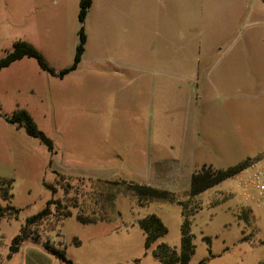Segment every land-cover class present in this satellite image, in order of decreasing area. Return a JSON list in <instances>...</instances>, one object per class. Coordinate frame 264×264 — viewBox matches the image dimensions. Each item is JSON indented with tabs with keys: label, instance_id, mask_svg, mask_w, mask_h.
<instances>
[{
	"label": "rangeland",
	"instance_id": "374dc122",
	"mask_svg": "<svg viewBox=\"0 0 264 264\" xmlns=\"http://www.w3.org/2000/svg\"><path fill=\"white\" fill-rule=\"evenodd\" d=\"M193 9V22L144 23L136 4L107 42L116 10L94 0L76 69L52 75L26 56L0 71V205L20 209L0 218V264H69L47 245L72 264H165L155 251L180 250L185 211L191 264H264V207L254 189L246 186L253 198L244 192L248 170L190 194L205 165L264 157V0H194ZM79 13L80 0H0V58L24 40L57 73L71 67ZM22 109L55 151L7 120ZM129 183L177 200L141 203ZM51 198L72 215L52 203L55 213L31 227L40 238L19 240ZM151 214L169 231L147 249L140 222Z\"/></svg>",
	"mask_w": 264,
	"mask_h": 264
},
{
	"label": "trees",
	"instance_id": "16d2710c",
	"mask_svg": "<svg viewBox=\"0 0 264 264\" xmlns=\"http://www.w3.org/2000/svg\"><path fill=\"white\" fill-rule=\"evenodd\" d=\"M92 5L93 0H80L79 19L82 23V26L79 31V43L76 48L74 63L71 67L62 69L60 73H57L56 70L48 64L44 55L33 44L23 40L18 41L12 51H10L3 58H0V71L3 68L9 66L11 63L15 62L16 60H19L26 56L37 59L40 67L50 72L52 75L64 77L67 73L76 69L79 63L81 62L83 54L86 50L88 36L84 23L87 18L89 9ZM7 120L13 124L24 126L29 135L38 137L44 144L47 145L50 151H55L54 140L38 127L34 118L27 110L22 109L16 112L12 117H7ZM246 167L247 163H241L235 166L228 167L226 169H219L211 165H205L202 170L196 171L192 175L190 188L191 197L194 198L202 192L210 189L211 187L220 184L229 177L238 175ZM126 188L127 190H132L134 193H136L141 203H148L156 199L169 201L177 200V197L174 192H171L170 190L164 188L138 183H129ZM53 191L55 193L57 190L53 188ZM52 203L56 204L55 208L57 209V212L61 213V211H63V204L61 200L51 198L44 209L28 218L27 224L25 225L23 230V235L18 236L19 240L26 241L29 238L38 240L40 238V234H36L35 236L32 235L31 227L32 225H37L42 221L48 219L51 215H53V213H55L51 208ZM19 212L20 209L11 204H7L6 206L0 205V218L6 216H16ZM64 213L61 214L63 215ZM64 215L71 216L72 213L67 212ZM77 217L82 222H94V220L86 219L80 214L77 215ZM140 224L146 233L147 249L150 248L152 244L157 241L161 236H164L169 231L166 224L156 214L148 215L147 217L141 220ZM192 237L193 235L190 233V221L185 211V221L183 224V242L180 250L178 251L176 250V248L164 243L158 247V249L155 251V254L165 264H191L190 262L192 256L195 253V245H193L192 243ZM46 248L50 253L54 254L59 259L66 261L69 264H72V260L66 256L65 249L55 248L51 245H47Z\"/></svg>",
	"mask_w": 264,
	"mask_h": 264
},
{
	"label": "crops",
	"instance_id": "0c3cea01",
	"mask_svg": "<svg viewBox=\"0 0 264 264\" xmlns=\"http://www.w3.org/2000/svg\"><path fill=\"white\" fill-rule=\"evenodd\" d=\"M207 1L197 0L202 5ZM106 2L108 8L116 10L115 16H108L105 21L107 42L119 38V32L125 29L131 17L130 7L136 4L139 11L137 22L140 20L144 23H162L166 19L177 22L180 20L178 15H181L183 21H194V0H106ZM201 13L204 15L208 11L203 10Z\"/></svg>",
	"mask_w": 264,
	"mask_h": 264
},
{
	"label": "built area",
	"instance_id": "2783aa9c",
	"mask_svg": "<svg viewBox=\"0 0 264 264\" xmlns=\"http://www.w3.org/2000/svg\"><path fill=\"white\" fill-rule=\"evenodd\" d=\"M244 170H248L246 181H244V192L246 194L249 193L248 186L254 189L256 201L264 207V157L251 161ZM249 197L253 198L252 195L250 196V193Z\"/></svg>",
	"mask_w": 264,
	"mask_h": 264
}]
</instances>
